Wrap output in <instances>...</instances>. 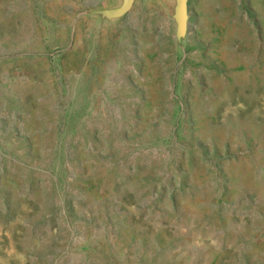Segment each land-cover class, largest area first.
<instances>
[{"label":"rangeland","instance_id":"1","mask_svg":"<svg viewBox=\"0 0 264 264\" xmlns=\"http://www.w3.org/2000/svg\"><path fill=\"white\" fill-rule=\"evenodd\" d=\"M123 2L0 0V157L18 154L39 163L54 145L58 124L78 150L92 137L100 146L102 129L90 123L106 105L128 127L127 146L134 139L165 144V127L178 116V138L196 143L193 153L207 151L225 163L223 197L232 207L209 219L217 184L180 198L191 216L189 230L173 226V212H156L150 221L136 209V192L116 184L113 169L83 162L79 179L60 189L80 190L75 213L103 221L102 204L116 198L113 217L122 237L111 250L104 230L81 222L73 264H264V0H189L180 36L176 0H136L129 13L112 15ZM172 83L176 98L167 106ZM138 100L145 116L136 119ZM250 148L253 156L240 153L229 161ZM65 164L63 151L52 155L59 176ZM182 166L200 185L211 178L189 156ZM19 184L5 175L0 194ZM0 198V264H31L52 242L50 233L32 228L48 210L43 194ZM178 231L190 237L178 238ZM163 246L170 249L166 255Z\"/></svg>","mask_w":264,"mask_h":264},{"label":"water","instance_id":"2","mask_svg":"<svg viewBox=\"0 0 264 264\" xmlns=\"http://www.w3.org/2000/svg\"><path fill=\"white\" fill-rule=\"evenodd\" d=\"M136 0H124L120 8L112 10L110 13L114 16H123L130 12ZM178 8L176 11V19L178 22L179 32L182 35L187 28L188 22V2L189 0H176ZM72 80V78H70ZM169 93L165 102L167 106H171L175 101L173 83L166 87ZM186 107V102L182 103ZM111 106H105L101 116L94 119L90 124L94 126L95 131L98 128L102 130L98 133L97 140L101 141L100 146L94 144V138H90V143L81 146L73 145V139L65 133L60 124L54 129V145L52 149L47 150L42 160L37 162H29L18 154H8L5 158L0 157V180L5 175L15 177L20 184L15 188H9L3 191L0 196L7 199L12 194L25 195L31 194L39 190L43 194V206L48 210L43 213L34 223L32 228L45 231L52 235V242L46 244L39 252L36 253L34 261L31 264H73L74 258H71L73 251V237L78 231L81 222L96 229H102L105 232L104 240L106 246L113 250L115 241L122 232L119 231L120 221L113 217L117 210V199L113 198L109 202L102 204L105 220H100L97 216L85 217L83 213L76 214L73 205L77 202L81 191L64 192L60 189L68 180L74 182L79 179L77 167L83 162L100 163L116 172V184L128 187L134 190L138 196L136 200V209L144 214L148 220H152L156 212H173L175 219L173 226L178 228L190 229L192 222L190 215H187L181 206L180 198L182 196L205 193L211 188L220 186V192L216 193L213 201L215 206L211 208L210 220L225 212L232 204H226L224 195L228 191L229 176L225 169V163L218 162V156H212L207 151L204 157L192 152V147L196 143L189 140L178 138L177 123L180 119L178 116L172 120L169 126L165 128L166 143L162 145H151L139 139L127 146L124 140L127 137L128 127L123 122H118L117 116L112 113ZM136 119L143 118V101L138 100L135 106ZM12 115L11 119H17ZM156 126L164 127L163 122L155 120ZM94 139V140H93ZM63 151L68 157V164H65L64 175L60 174V168L57 171L51 168V157L53 154ZM254 155L252 148L243 149L231 155V161L239 154ZM79 155L84 157V161L79 160ZM191 157L195 163L200 164L211 172V178L205 182V186L193 181L192 172L186 170L182 166V161L186 157ZM22 157V158H21ZM221 156L219 157V159ZM176 166L173 165V162ZM214 172V173H213ZM179 174V176L177 175ZM167 175V176H165ZM146 182H150L149 185ZM171 194H174L171 201ZM158 197L159 201L155 198ZM1 199V198H0ZM89 207V213L96 214ZM55 233L52 234V231ZM184 236L189 238L190 235L182 234L178 231V238ZM167 254L168 248L163 246ZM138 247L134 245L132 252L137 259ZM166 250V251H165ZM112 257V253H110ZM115 258H111L113 261ZM88 264H98L97 260H90Z\"/></svg>","mask_w":264,"mask_h":264}]
</instances>
